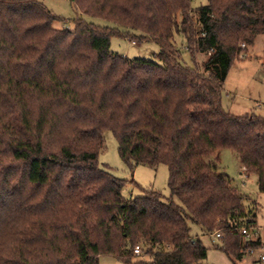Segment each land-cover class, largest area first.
I'll return each instance as SVG.
<instances>
[{"label": "trees", "instance_id": "1", "mask_svg": "<svg viewBox=\"0 0 264 264\" xmlns=\"http://www.w3.org/2000/svg\"><path fill=\"white\" fill-rule=\"evenodd\" d=\"M68 1L73 31L35 1L0 0V264H202L188 221L219 232L233 262L260 247L240 232L252 211L206 159L231 150L264 193V118L220 103L238 44L264 43V0ZM129 35L156 44L158 63L111 52V36ZM105 132L129 167L166 166L179 204L151 190L124 199L125 182L98 165Z\"/></svg>", "mask_w": 264, "mask_h": 264}, {"label": "rangeland", "instance_id": "2", "mask_svg": "<svg viewBox=\"0 0 264 264\" xmlns=\"http://www.w3.org/2000/svg\"><path fill=\"white\" fill-rule=\"evenodd\" d=\"M45 7L60 20L53 23L56 29L74 30L73 20L80 14L77 7L68 0H32ZM207 5V0H191V8L197 9ZM88 24L99 27H112L106 20L90 16H81ZM175 44L181 51V57L185 63L192 65L188 53L183 48V40L180 36H175ZM242 44L245 48H242ZM110 50L128 59L141 58L153 60L158 63L155 55L159 52V47L152 42L138 43L132 40V35L128 37H110ZM206 57L197 55L196 62L200 64ZM264 43L262 36L256 37L253 46H248L243 42L238 44V53L235 56L233 65L223 83L220 93V103L224 110L234 116H242L252 113L264 118ZM103 149L98 155V165L105 169L113 177L125 182L122 189L124 199H134L142 197L146 191H154L161 194L164 199L172 200L179 204L176 198L170 196L167 181L168 171L166 166L160 165L156 168L145 166L129 167L120 159L117 151V143L110 132L103 134ZM218 157V161H216ZM207 162L212 164L217 172L227 177L232 186L237 189L242 196L243 206L251 210L254 215L256 232L261 245H264V193H260L256 184V177L253 174H246L236 155L231 150H221L217 155L208 157ZM244 175L247 178L244 179ZM189 234L194 239H199L207 249V258L202 264H256L253 263L260 252L245 254L240 261L233 262L219 248L220 239L214 235L206 234L202 228L191 221H188ZM137 246V245H136ZM140 247V246H139ZM261 247V246H260ZM137 258L143 257V253L137 254ZM147 257L144 256V259ZM98 264H124L116 259L99 256Z\"/></svg>", "mask_w": 264, "mask_h": 264}, {"label": "built area", "instance_id": "3", "mask_svg": "<svg viewBox=\"0 0 264 264\" xmlns=\"http://www.w3.org/2000/svg\"><path fill=\"white\" fill-rule=\"evenodd\" d=\"M242 48H245V45L242 44L241 45ZM264 85V84H263ZM247 178V175H244V179ZM240 232L241 234H243L246 238H248L250 236V234L252 233V235L254 237H258L257 236L258 232H256V227L252 228L251 229V232H249L245 227H241L240 228ZM212 235H214V237H216L217 239H220L221 238V234L219 232H214ZM261 247H258V248H249L245 251L246 254H253V253H256V252H260V254L258 255L257 259L255 260V263L256 264H264V245H260ZM141 252V249L140 247L137 245L134 247L133 249V253L134 255H137V254H140Z\"/></svg>", "mask_w": 264, "mask_h": 264}, {"label": "crops", "instance_id": "4", "mask_svg": "<svg viewBox=\"0 0 264 264\" xmlns=\"http://www.w3.org/2000/svg\"><path fill=\"white\" fill-rule=\"evenodd\" d=\"M253 263H255V261Z\"/></svg>", "mask_w": 264, "mask_h": 264}]
</instances>
